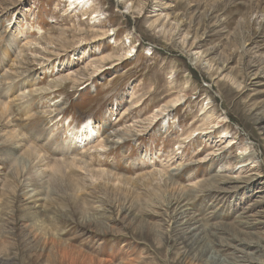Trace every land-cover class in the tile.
Here are the masks:
<instances>
[{"label":"rangeland","instance_id":"374dc122","mask_svg":"<svg viewBox=\"0 0 264 264\" xmlns=\"http://www.w3.org/2000/svg\"><path fill=\"white\" fill-rule=\"evenodd\" d=\"M86 1L0 0V264H264V0Z\"/></svg>","mask_w":264,"mask_h":264},{"label":"bare ground","instance_id":"6f19581e","mask_svg":"<svg viewBox=\"0 0 264 264\" xmlns=\"http://www.w3.org/2000/svg\"><path fill=\"white\" fill-rule=\"evenodd\" d=\"M66 2H68L69 3V6H72L73 7V9H76L78 6L79 7H82V6H86L87 5V3H89V1H86V0H66ZM151 26V25H150ZM114 31V30H113ZM128 39H129V37H128ZM29 43V42H28ZM30 44V43H29ZM28 45V44H27ZM20 51V50H19ZM196 54H191V55H189V57L191 58L189 61H191L192 63H194V61H196L195 60V58H193L194 56H195ZM19 56V55H18ZM16 57V56H15ZM17 58V57H16ZM5 64L3 63V64H1L0 65V69H4L5 68ZM10 66V65H9ZM11 67V66H10ZM8 69L9 68H7V70H6V73L8 72ZM11 70H12V68H10ZM9 69V70H10ZM14 69H15V66H14ZM12 74V72L10 71V74L9 75H11ZM16 74V73H15ZM4 76V75H3ZM3 76H2V78H3ZM6 76H7V74H6ZM13 76V75H12ZM19 76V78L21 77L20 75H18ZM8 77H10V76H8ZM10 78H12V77H10ZM18 79V78H17ZM3 80H4V78H3ZM8 80V79H7ZM0 81H2V80H0ZM13 81V80H12ZM17 81V80H16ZM4 82V81H3ZM7 82V84H8V82H9V80L8 81H6ZM14 82V81H13ZM5 83V82H4ZM22 83V82H21ZM10 84V83H9ZM25 84V83H24ZM24 84L22 83V84H13V85H8L6 88L4 87V86H2V87H0V94L1 95H7V96H12L13 94H15V93H18L13 99H11V101H9L10 103H8L7 104V107H5L4 105H2V102L0 101V117L2 118H4L5 119V121H6V119L8 120V118L9 117H11V113L8 111L9 109V105L11 106H13V105H16V107L18 108V109H21V111H23V113H24V110H27V106H26V103L25 104H22L21 103V100L23 99V96L26 94V96H27V94H29L28 92L26 93V90H25V87H22V86H24ZM5 85V84H4ZM28 85V84H27ZM21 88H23V89H21ZM31 94V93H30ZM209 100V99H208ZM27 101V100H26ZM30 101V100H29ZM23 102V101H22ZM29 104V103H28ZM29 108V107H28ZM18 112H19V110H18ZM26 112V111H25ZM206 115V114H205ZM209 115H211V114H209ZM28 117L30 118V115H28ZM209 117V116H208ZM212 117V116H211ZM13 118V117H12ZM255 118V117H254ZM3 119V120H4ZM210 119V118H209ZM208 119V120H209ZM215 119V118H214ZM217 120V119H216ZM215 120V121H216ZM11 121V120H10ZM90 121V120H89ZM206 121H207V118H206ZM88 122V121H87ZM213 122V121H212ZM8 123V122H7ZM10 123V122H9ZM218 123H219V121L217 122H215V125H218ZM254 124L257 126V127H259V128H262V130H264V117H258V118H256L255 120H254ZM29 125V124H28ZM214 126V125H213ZM216 128V127H215ZM86 134H85V133ZM263 132V131H262ZM18 133V132H17ZM20 133V132H19ZM15 134V133H14ZM21 134V133H20ZM20 134H15L14 135V137H16L17 138V140H18V138H19V136H20ZM96 134V129H95V127H94V125H92L91 124V122H88L87 124H84L83 125V127L80 129V131H78L77 133H74V132H71L70 133V136H71V138L72 139H70V141H69V143L70 142H73L74 140L76 141L77 140V144L78 145H81V144H83L82 142L83 141H86V140H88L91 136H93V135H95ZM22 135V134H21ZM13 137V136H12ZM13 137V138H14ZM10 138V137H9ZM12 138V139H13ZM15 138V139H16ZM11 139V138H10ZM15 139H14V141H15ZM22 139V138H21ZM21 139H19V141H21ZM25 139V138H24ZM23 139V140H24ZM19 141L17 142V141H15L13 144H12V148L11 149H13V152L15 151V154L13 155V157H12V159H14V160H20V157H19V155L17 154L18 152H17V150H18V147H19ZM49 141V140H48ZM50 142V141H49ZM8 143H10V142H8ZM27 143V142H26ZM48 143V142H47ZM3 144H5V143H3ZM28 146V145H27ZM26 146V147H27ZM29 148L31 147V146H28ZM248 148V147H247ZM246 147L244 148V151L247 149ZM30 149H32V148H30ZM25 150V149H24ZM23 150V151H24ZM27 150H28V148H27ZM33 150H34V148H33ZM26 151V150H25ZM37 151V150H36ZM30 152H32V150H30L29 151V154H30ZM40 153V152H39ZM28 154V153H27ZM40 154H42V153H40ZM16 155H18V156H16ZM31 155V154H30ZM246 155V154H245ZM21 156H23V155H21ZM26 157H27V155H25ZM35 156H38V155H36L35 154ZM41 156V155H40ZM44 156V155H43ZM29 157V156H28ZM27 157V158H28ZM32 157V156H31ZM250 157V156H249ZM26 158V159H27ZM39 158V157H38ZM30 159V158H29ZM34 159V158H33ZM244 159V158H243ZM246 159V158H245ZM22 160H24L23 158H22ZM31 160V159H30ZM59 160V159H58ZM251 160V159H250ZM39 161H41L42 162V159L40 160L39 159ZM17 162V161H16ZM33 162V161H32ZM36 162H37V160H36ZM47 162V161H46ZM243 163H244V161H242ZM24 163H25V161H24ZM30 163H31V161H30ZM243 163H241V164H243ZM16 164H18V163H16ZM29 164V163H28ZM39 164V163H38ZM45 164V163H44ZM240 164V165H241ZM41 165V164H40ZM29 167V166H28ZM33 167V166H32ZM36 167V166H35ZM33 186V185H32ZM28 188V187H27ZM33 198V197H32ZM185 199V198H184ZM34 200V199H33ZM178 200V199H177ZM176 200V201H177ZM40 201V200H39ZM183 215V214H182ZM184 216V215H183ZM185 217V216H184ZM187 218V217H186ZM194 220V219H193ZM192 221V220H191ZM196 221V220H195ZM194 222V221H193ZM185 223V222H184ZM197 223V222H196ZM199 223V222H198ZM178 224V223H177ZM188 224V223H187ZM189 224H190V222H189ZM178 226V225H177ZM193 226V225H192ZM181 228H182V226H181ZM188 228H190V226L188 227ZM195 228V227H194ZM199 228V227H198ZM183 232V231H182ZM188 232V231H187ZM195 233H196V231H194ZM194 232H193V234H194ZM198 232H199V230H198ZM184 234V233H183ZM177 236V235H176ZM196 238V237H195ZM196 240H197V238H196ZM183 245V244H182Z\"/></svg>","mask_w":264,"mask_h":264}]
</instances>
